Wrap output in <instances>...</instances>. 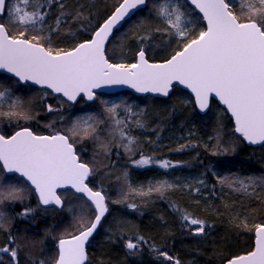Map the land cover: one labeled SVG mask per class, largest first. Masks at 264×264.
I'll use <instances>...</instances> for the list:
<instances>
[{
    "label": "snow or ice",
    "instance_id": "snow-or-ice-1",
    "mask_svg": "<svg viewBox=\"0 0 264 264\" xmlns=\"http://www.w3.org/2000/svg\"><path fill=\"white\" fill-rule=\"evenodd\" d=\"M187 2L189 0L183 3L181 0H153L148 11L149 15L159 20V26L137 37L146 41L151 32L175 37L181 47L170 59L162 63H149L142 42L135 63H110L105 55V42L114 29L122 26L128 18L137 11L147 9L149 0H118L114 10L91 34V38L77 43L71 50L55 49L51 36L45 32V21L51 10L49 6L58 4L60 8L55 20L57 27L52 28L51 32L59 31L62 17L66 18L63 22H67V5L61 0H17L16 4L0 0V15L7 16V20L0 23V69L12 73L19 81L46 86L53 93L62 94L68 101H76L80 94L93 100L96 98L94 89L111 85H128L138 93L152 92L167 96L169 87L173 81H177L191 90L201 111L208 107L209 95L215 94L231 113L234 131L250 144L264 143V0H236V3L233 0H190V4L202 13L206 21V28L196 32L194 38H190L194 29L188 27L192 21L186 22L184 8ZM20 3H30L32 10L22 9ZM70 19L73 22L86 21L88 17L84 16L81 6L74 10ZM140 23L144 24L145 21ZM45 44L48 46L45 47ZM101 103L105 105V113L111 121L109 137L118 138L116 146L122 147L131 158L139 141L130 134L129 124L118 112L123 107L131 114V106L123 102ZM46 110L57 111L51 104ZM0 117L17 121L35 119L25 109L24 102L12 94V89L2 85ZM103 123L105 121L89 115L73 120L65 131H56L51 135H36L27 127L20 128L10 136L0 135V165L4 170L20 173L26 178L38 195L40 205L63 208L64 202L57 195L58 188L74 190L73 198L79 200L78 205L70 209L74 212L77 233L69 238L62 235L58 239V252L53 264H90L86 243L109 212L104 190H93L87 183L94 169L82 162L74 149L75 138L79 136L81 140L95 139L102 152H109L107 140L98 134V126ZM135 126L144 127L139 116L135 119ZM216 140L212 155H227L235 151L233 145L225 146L219 131ZM190 146L180 145L177 151ZM131 162L138 167L156 163L164 169L173 166L171 161H157L143 153H140L139 159H132ZM217 181L256 199H261V193H264V175L229 174L218 176ZM127 187L129 192L143 197L153 192L163 195L175 185L158 181L147 190L132 188L130 184ZM258 188L260 193L257 192ZM122 195L126 197L128 192ZM24 198L23 188L11 184L0 186V205L6 201H23ZM128 207L135 208L136 205L129 204ZM173 207L180 213L185 227L195 226L190 228L193 235H207L204 220L192 218L186 211L175 205ZM34 212L35 209L25 208L17 215L28 217ZM6 224L10 225V218L0 210V230L8 233V243L0 247V264H3L2 255H7L12 264H19L21 245ZM241 224L245 230L254 231L255 246L245 254L227 259L226 264H264V223L250 227L244 219L237 223V227ZM146 243L143 236H137L134 241L129 238L125 248L134 253ZM151 247L153 251H158L155 245ZM158 255L164 261L181 264L167 252L158 251ZM32 264L45 262L33 261Z\"/></svg>",
    "mask_w": 264,
    "mask_h": 264
},
{
    "label": "trees",
    "instance_id": "trees-1",
    "mask_svg": "<svg viewBox=\"0 0 264 264\" xmlns=\"http://www.w3.org/2000/svg\"><path fill=\"white\" fill-rule=\"evenodd\" d=\"M6 2L10 4L12 0H6ZM61 2L67 5L65 9L69 13L67 22L64 23L66 18L62 17L59 31L51 32L52 28L57 27L55 20L60 8L58 4L49 6L51 10L45 21V32L51 36L52 46L55 49L67 50L89 39L93 31L112 12L118 0H61ZM152 2L153 0H149L148 8ZM19 5L24 6L28 11L32 10L30 3ZM81 6L84 16L88 19L71 21L70 15ZM236 6L239 7V4L237 3ZM184 11L187 13V18L192 21L189 28L194 29V32L190 38H194L195 33L204 28V24L200 16L188 4ZM139 14L140 11L135 13L136 16ZM135 15L114 30L105 47L108 59L132 63L142 42L147 56L153 48V43L158 39H167L171 48L169 47L170 51L156 60L165 59L180 49L181 44L175 37L163 33L151 32L146 41L137 39L159 26L160 22L155 17L148 22L143 31L132 29L130 36L126 33L122 34ZM6 20V15L0 16V23ZM120 36L129 37L128 43L113 55L111 48L109 51L111 46L109 43L111 39L115 40ZM0 77L4 79L0 81V85L11 88L12 94L20 96L23 101V96L17 94L16 80L6 74H0ZM38 94L39 96H34V101L38 105L34 109H27L35 119L46 110V102H48L46 98L38 100L41 93ZM110 96H121L122 99L118 102L131 106L132 112L128 113L127 119L133 122L127 121V123L130 126V134L137 138L139 144L131 158L122 147L118 148L116 146L118 138L109 137L110 128L107 129L108 118L105 112L99 118L105 123L98 126V134L107 140L110 151L102 152L93 138L80 140L79 146L76 142L75 150L79 158L94 169L93 175L88 178V184L94 189L104 190L109 207V212L87 245L86 252L90 264H172L159 257L158 251L167 252L181 264H223L233 256L250 251L253 246L254 231L245 230L242 224L237 227V223L244 219L250 227L264 223V193H261V199H256L218 183L217 177L229 174L264 175V144L256 146L245 144L242 138L234 133L227 113L214 100H211L210 106L219 107V113L210 115L211 107H209L206 113L199 114L192 97L177 85L172 86L170 94L165 98L151 95L136 96L131 91L121 90L115 93L98 92L94 100L99 98L102 101L104 97ZM51 97L55 99L60 96ZM135 99H138V102ZM145 99L165 103L168 107L163 110L161 106L154 108L149 106L147 110H151L149 115L152 119L142 121L144 127H136L135 119L139 113H142L141 106ZM63 104L64 108L59 110L61 112L56 113L66 118L72 108L75 111L80 109L81 104L89 103L80 97L74 104L66 101ZM148 104L149 102L145 105ZM57 119L61 120L59 115ZM13 120L6 119L7 122ZM15 126L16 124L13 125ZM11 131L8 130L6 134H10ZM37 131L45 133L42 128ZM218 131L225 146L235 147V151L231 154L212 155L213 146L217 143ZM180 145L192 146L177 151ZM140 153L151 156L157 161H171L173 166L167 169L161 168L158 163L144 167L133 166L131 160L139 159ZM0 174L5 177L1 170ZM125 174L127 184H130L132 188L147 190L150 185L158 181H167L175 187L166 190L163 195L153 192L142 197L129 192L125 184ZM62 192H69L72 195L71 190H60L59 194ZM124 192H128L126 197L122 195ZM257 192L260 193L261 190L258 188ZM117 200L123 202L113 203ZM68 201L63 200V208L43 207L38 204L35 196L34 200L32 198L28 201V204L6 201L4 206L10 218V225L6 224V227H10L11 233L16 236L17 243L22 249L19 252V264H32L33 261L53 263L56 255H54L56 236L69 235L77 231L73 212L65 208ZM129 204H135L136 207L129 208ZM173 205L189 213L192 218L204 220L207 235H193L190 228L195 226L185 227L180 213L174 209ZM28 207L35 209V212L28 217L17 215ZM137 236H143L148 243L142 244L140 250L130 253L125 248V243L129 238L134 241ZM7 243L8 233L0 230V246ZM152 245H155L158 251H153ZM3 264L8 263L3 262Z\"/></svg>",
    "mask_w": 264,
    "mask_h": 264
},
{
    "label": "rangeland",
    "instance_id": "rangeland-1",
    "mask_svg": "<svg viewBox=\"0 0 264 264\" xmlns=\"http://www.w3.org/2000/svg\"><path fill=\"white\" fill-rule=\"evenodd\" d=\"M181 2L183 3L185 1L181 0ZM233 2L235 3L236 0H233ZM16 3L17 2L15 0H12V2H10V4H16ZM19 7H21L24 10H26V8L24 6H20L19 5ZM151 7H152V4L150 5L149 8H151ZM149 8H147V10L144 11V12H140V14L138 16H136L134 14L135 16L133 17L132 22L129 24V26L126 27V29L124 31H122L123 32L122 34L126 33V34H129L128 36H130V32H131L132 29H134L135 31H143V29H146V25L149 24L148 22L152 21V19L154 18L153 15H149V11H148ZM193 16L195 17V15H193ZM142 20L145 21L144 24L140 23ZM187 20H189V18H186V22H187ZM190 26L191 25L189 24L188 27H190ZM128 40H129V37L124 38L123 36L117 37L115 40L111 39V41L109 43V45H111L109 47V51H110V48H111V53L113 55L117 54L119 52L120 48L122 46H124V44L128 43ZM169 47L171 48V46L169 44V41H167V39L166 40L158 39L156 42L153 43L152 50L149 53H147V58H149V60L159 59L160 56L162 57V56H164L166 54V52L170 51ZM109 61L112 62V63H126V62L119 61V60L114 61V59L113 60L109 59ZM1 80H4V79L2 77H0V81ZM16 85H17L16 86L17 94H21V96H23V99H24L23 101H24L26 110L28 108L29 109H34L38 105L34 101V96H39V94H38L39 92L41 93L40 94L41 96L38 97V100H39V98H46V101H48V102H46L47 106L49 104H51L54 109H57V111L62 110L64 108V104L63 103H64L65 100L62 99L61 97H58V98L55 97V99H52L51 96H53V94H51L50 92H45V91H43V90H41L39 88H36L34 86H31L29 84L17 83ZM45 93H47V95H45ZM16 96L20 98V96H18V95H16ZM27 99H28V101H27ZM94 99L92 100L93 104H91L92 101H90V102H86L85 101L86 103H89V104H87V105L86 104H81L82 106L80 107V109L75 110V111H73V108H72V110H69L70 112L67 114L66 118H64L63 116H60L62 114H58L59 118L63 117V119H61V120L57 119L58 118V115L56 113L57 111L48 112L47 110H45L42 113L41 116H37L35 120H23V119H21L19 121L13 120L11 122H7L6 119H9V118L0 117V132L2 130H5V131L13 130L15 127L16 128L17 127L18 128L19 127H28L32 131H36L39 128H43L44 131L47 132V133H54L56 131L63 132L70 126V123L73 120L77 119V118L87 117L89 115H94V116H96L99 119L100 117H102L104 115L105 105H103L101 103V100L99 98L97 100H94ZM121 99H122L121 96H110V97H104V99L102 101H107L109 104H111V103H118L119 104L118 101L121 100ZM94 101H95L96 104L94 103ZM135 101L138 102V99H135ZM147 102H149V104L146 106L145 104ZM123 104H124V102H123ZM149 106L151 108H154L155 106H161L160 108L163 109V110H165L168 107V105H166L165 103H161V102H156V101H153V100L145 99L143 104H142V106H141L142 113H139V118L141 119V121H145L146 122V121H149L150 119H152L151 115H149L151 110L150 109L147 110V108ZM46 109H47V107H46ZM4 110L6 111L7 108H5ZM209 111H210V115H213V114L219 113L220 109H219V107L213 106V107H211V109ZM59 112H61V111H59ZM118 112H119V115L121 117L125 118L126 122L129 121L127 119L128 112H126L123 107L118 109ZM129 122L132 123L133 121L130 120ZM231 123H232V121H231ZM14 124H16L15 127H13ZM107 125H108L107 129L111 127V121L110 120H108V124ZM232 128H233V123H232ZM173 135H175V133H173ZM80 140L81 139H80L79 136H77L75 138L74 147L77 145L76 142L79 143L78 146L80 145V142H79ZM131 164H132V162H131ZM133 166H135V165H133ZM0 170L2 171L1 166H0ZM0 175H2V174H0ZM10 184L11 185H16L17 187H20V188L24 189V197L25 198L23 199V201H18L19 203H24V204L27 203L28 204L29 203L28 201L30 199L33 198V200H34L35 194H34L33 190L28 188V186L26 184H24L22 181H20L18 178L13 177L12 175H5V177L0 176V186L7 187ZM59 195L61 196L62 200H69L68 202H66L67 204H65V208L68 211H70V209H72L73 207L77 206L78 203H79V200L73 198V195H71L69 192H62ZM35 198H36V196H35ZM36 201H37V198H36ZM33 203H34V201H33ZM33 203L31 204V206L33 205ZM4 204L0 205V210H3L5 212V214L8 216V214H7L8 211L5 209ZM73 215H74V212H73ZM91 218H93V217H88V219H91ZM74 221H75V219H74ZM69 233H70V231H69ZM69 233H67V234H69ZM62 235L64 237H68V236H71L72 233L69 234V235H64V234H62ZM62 235L56 236V239L54 240V243H55L54 244V246H55L54 255L55 254L57 255V250H58L57 249V243H58V239ZM3 246L4 245H1L0 247H3ZM56 255H55V258H56ZM2 260L5 263H8V264L11 263V260H10V258L7 255H2Z\"/></svg>",
    "mask_w": 264,
    "mask_h": 264
},
{
    "label": "water",
    "instance_id": "water-1",
    "mask_svg": "<svg viewBox=\"0 0 264 264\" xmlns=\"http://www.w3.org/2000/svg\"><path fill=\"white\" fill-rule=\"evenodd\" d=\"M190 6H192L193 8H194V10L201 16V18H202V21H203V23H204V25H205V28H206V21H204L203 20V17H202V13H200L199 12V10L198 9H195V6L194 5H191L190 4V0H189V2H187ZM114 10V9H113ZM112 10V11H113ZM111 14V13H110ZM109 14V15H110ZM108 17V16H107ZM106 17V18H107ZM105 18V19H106ZM104 19V20H105ZM103 20V21H104ZM103 21L101 22V23H103ZM100 23V24H101ZM99 27V26H98ZM97 27V28H98ZM120 26H118V28H119ZM96 28V29H97ZM95 29V30H96ZM94 30V31H95ZM114 30H116V29H114ZM93 31V32H94ZM114 32V31H113ZM113 34V33H112ZM112 34L110 35V37L112 36ZM110 37H109V39H110ZM90 38H91V36H90ZM89 38V39H90ZM109 39L105 42V46H106V44H107V42L109 41ZM81 42H83V41H81ZM80 43V42H79ZM73 48V47H72ZM67 50H71V48L70 49H67ZM139 51V50H138ZM137 51V52H138ZM136 52V53H137ZM174 54V53H173ZM172 54V55H173ZM106 55V54H105ZM171 58V55L169 56V57H167V58H165V59H163V60H149L147 57H146V59H148V61H149V63H162L163 61H165L166 59H170ZM110 62V61H109ZM136 62V54H135V59H134V62L133 63H135ZM111 63V62H110ZM0 73H3V74H6V75H9V76H12V77H14L17 81H19V79L17 78V77H15L12 73H8L6 70H4V69H0ZM20 83H28V84H31V85H33V86H35V87H38V88H45V89H47V90H49L52 94H55V95H60L63 99H65L66 101H68L67 100V98L66 97H64L62 94H59V93H53L52 92V90L51 89H49V88H47L46 86H43V85H39V84H35L34 82H32V81H19ZM174 84H177L180 88H182V89H184V90H186L189 94H190V96L192 97V101H193V103H194V106H195V109H196V111L199 113V114H204V113H206V111L208 110V108H209V105H210V101L211 100H214V101H216L217 102V104L219 105V106H221L225 111H226V113L228 114V116L230 117V119H231V121H232V123H233V130H234V127H235V125H234V119L232 118V116H231V113L230 112H228L227 111V108H226V106L225 105H223L221 102H220V100H219V98L218 97H216L215 96V94H210L209 95V101H208V107L205 109V110H203V111H201L200 109H199V107L196 105V101H195V95L191 92V90L190 89H188L185 85H182V84H180L179 82H177V81H173V83H172V85L169 87V89H168V95H169V93L171 92V89H172V86L174 85ZM121 90H128V91H131V92H133L135 95H151V96H155V97H167V96H164V95H162V94H160V93H152V92H147V93H138V92H136V90L135 89H133V88H131V87H129L128 85H111V86H102L101 88H98V89H94V92H95V94L97 93V92H103V93H113V92H117V91H121ZM79 96H81L85 101H91V100H88L87 99V97L86 96H84L83 94H80ZM79 96L77 97V99L79 98ZM68 102H70V103H74V102H76V101H68ZM19 129H17L16 131H18ZM15 132V131H14ZM13 132V133H14ZM12 133V134H13ZM234 133L236 134V135H238V136H240L241 138H242V140L245 142V144H247V145H252V146H256V145H261V144H250L248 141H245L244 139H243V137L239 134V133H236L235 131H234ZM12 134H10V135H12ZM1 135V134H0ZM9 135V136H10ZM43 135H47V134H43ZM262 144H264V143H262ZM1 167H2V165H1ZM2 169H3V167H2ZM3 171L6 173V174H16L17 176H19V177H21L26 183H28V185L30 186V187H32L33 188V186L30 184V182L29 181H27V179L26 178H24V177H22L21 176V174L20 173H16V172H8V171H6V170H4L3 169ZM90 187V186H89ZM62 189H64V188H58L57 190H62ZM33 190H34V188H33ZM94 190V189H93ZM72 191H74V190H72ZM34 193H35V190H34ZM35 195H36V197H37V200H38V195L35 193ZM58 195V194H57ZM38 202H39V200H38ZM43 206H45V205H43ZM50 206H55V205H50ZM56 207V206H55ZM58 208V207H57ZM94 218V217H93ZM253 235H254V238H253V246H252V249L251 250H253V248H254V246H255V233L253 232ZM70 236H68V237H65V238H69ZM90 239V238H89ZM88 243V242H87ZM87 243H86V245H87ZM250 250V251H251ZM249 252V251H248ZM245 253H247V252H245ZM245 253H241V254H245ZM241 254H239V255H241ZM223 264H226V261L223 263Z\"/></svg>",
    "mask_w": 264,
    "mask_h": 264
},
{
    "label": "flooded vegetation",
    "instance_id": "flooded-vegetation-1",
    "mask_svg": "<svg viewBox=\"0 0 264 264\" xmlns=\"http://www.w3.org/2000/svg\"><path fill=\"white\" fill-rule=\"evenodd\" d=\"M18 128V127H17ZM16 127L13 129V131L15 130V129H17ZM20 128V127H19ZM43 129V128H42ZM6 132L7 131H5V130H2L0 133L2 134V135H5V136H7V135H9V134H6ZM12 132V131H11ZM35 134H51V133H47V132H45V133H40L39 131H33ZM15 176V178H18V179H20V181L22 180L21 178H19V177H17L16 175H14ZM23 181V180H22Z\"/></svg>",
    "mask_w": 264,
    "mask_h": 264
}]
</instances>
